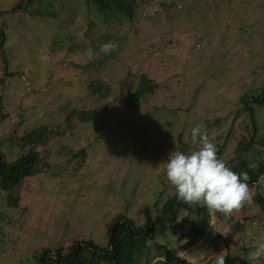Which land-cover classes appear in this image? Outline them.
I'll list each match as a JSON object with an SVG mask.
<instances>
[{"label":"rangeland","instance_id":"rangeland-1","mask_svg":"<svg viewBox=\"0 0 264 264\" xmlns=\"http://www.w3.org/2000/svg\"><path fill=\"white\" fill-rule=\"evenodd\" d=\"M20 2L0 0V25L7 35V61L0 52V108L7 116L0 117V149L14 160L24 149L11 139L48 126L52 136L39 151L51 167L26 178L18 208L6 207L0 195V264H37L34 255L43 248L78 237L105 245L108 226L120 213L150 225L156 200L175 192L165 189L163 162L176 147L191 150L195 125H203L226 164L239 142L255 134L239 100L264 85V0H139L132 20L117 17L115 10L96 19L95 12L81 8L64 27L26 9L12 12ZM108 42L117 48L105 54L101 45ZM88 48L91 58L85 55ZM104 56L110 59L100 65ZM144 75L158 87L144 91L135 110L127 102ZM255 108L260 139L264 107ZM82 110L95 113L94 119L81 120ZM84 148V158L74 156ZM258 150L255 164L264 162L259 143ZM259 192L264 197V189ZM217 216L216 226L230 229L227 237L214 232L207 208L197 205L191 217L206 226L204 234L181 239L191 222L177 234H156L149 240L154 252L149 264L166 258L163 244L175 250V258L180 253L203 264L225 252V241L236 251L264 235L251 227L244 240L242 220Z\"/></svg>","mask_w":264,"mask_h":264},{"label":"trees","instance_id":"trees-1","mask_svg":"<svg viewBox=\"0 0 264 264\" xmlns=\"http://www.w3.org/2000/svg\"><path fill=\"white\" fill-rule=\"evenodd\" d=\"M39 4L37 8L32 4ZM139 7V0H21L17 8L12 9L15 12L21 9H26L29 14L36 16H50L60 22V27L66 26L67 23L74 21V15L82 8V13L88 12L97 15L104 14L108 17L107 11L115 10L116 16H125L128 20H132L136 14V8ZM3 12H0V15ZM93 23V21H91ZM96 23H93V27ZM7 35L5 29L0 25V52L5 54V43ZM115 57V56H114ZM111 56V59L114 58ZM102 59V58H101ZM110 59L109 56H104L100 60V65H103L104 60ZM4 61H7V56ZM7 64V62H6ZM99 89L101 86H98ZM158 87V83H153L151 79L144 75L140 87L136 89L130 96L127 105L132 109L137 110L144 91H153ZM239 103L244 104V110L250 114L254 121V133L250 139L243 138L236 147V156H234L227 165L237 173L247 172L250 179L247 183L251 191L254 193V203L245 205L239 212L234 213L231 220H242L243 238L247 239L248 230L253 227L264 233V197L260 196V190L264 189V162L260 161L255 164V157L261 153L256 151V144L264 147V137L256 138L257 126L255 121V112L257 106L264 107V85L255 90H248L242 93ZM75 112H73L74 114ZM78 116L84 122L94 119L95 113L87 110L77 112ZM6 118L0 108V117ZM222 118L215 119V123H219ZM209 127H213L208 123ZM70 127H73L71 125ZM53 131L48 126H40L33 128L30 131L23 133L20 136L11 139L12 145L19 141L23 153L16 159L11 160L6 155V152L0 149V195L2 196L6 207L18 208L22 200V190L26 178L34 176L51 167V164L45 160L39 147L47 145L52 136ZM181 138V137H180ZM180 142L183 143L182 138ZM173 145V148H175ZM191 145V144H190ZM172 148V149H173ZM180 150L185 152L182 147H176L174 151ZM221 151L217 152L219 156ZM73 150L69 154H73ZM75 157L84 158L86 156L85 148L74 153ZM255 156V157H252ZM166 161V160H165ZM165 189H173L168 181H164ZM175 189V188H174ZM164 190V189H163ZM161 191V194H165ZM161 203H163L161 205ZM155 218L147 227L138 223V220L129 216L126 213H120L117 220L113 221L108 226V240L105 245H101L92 239L84 237L74 238L70 244L58 248H46L34 255L38 259L37 264H142V259L145 258V263L149 264L153 258V249L149 244V240L155 241L156 234L167 236V231L172 230L177 234V230L186 222H191L190 228L180 234L182 237H190L191 235H203L206 226L198 225L196 220L191 217L192 207L177 199L176 191L161 202V197L155 202ZM189 209V213L183 218L180 213L184 209ZM201 215V214H200ZM239 215V216H237ZM0 217H4V212L0 211ZM178 217L183 218L182 223H179ZM242 218V219H239ZM221 234H219V237ZM1 248V247H0ZM165 250L166 258L155 257L153 264H194L184 258H175L173 256L174 249L169 248L167 244L162 245ZM3 249L1 248V251ZM254 250V245L245 242L240 250L233 251L228 241L224 243V253L226 254V264H251L246 258L250 251ZM209 256L203 264H214L215 255ZM264 264V262H262Z\"/></svg>","mask_w":264,"mask_h":264},{"label":"clouds","instance_id":"clouds-1","mask_svg":"<svg viewBox=\"0 0 264 264\" xmlns=\"http://www.w3.org/2000/svg\"><path fill=\"white\" fill-rule=\"evenodd\" d=\"M116 48L117 45L113 42L101 45V51L105 54H110ZM85 55L91 58L92 49L88 48ZM190 132L191 150L187 153L172 151L163 162L166 180L175 188L178 200L192 207H206L214 232L227 237L230 229L221 230L216 226L217 214L229 219L245 205L254 203V193L247 183L250 177L247 172H235L218 157L216 145L209 139L202 124L192 127ZM185 141L189 142L187 134ZM233 239H238V235ZM178 256L184 257L180 253ZM226 258L224 252L217 253L214 264H226ZM246 258L251 264L264 262V235L259 238L254 250L250 251Z\"/></svg>","mask_w":264,"mask_h":264}]
</instances>
